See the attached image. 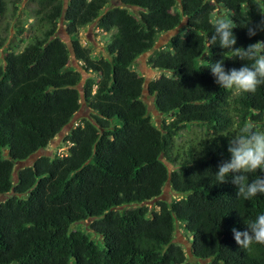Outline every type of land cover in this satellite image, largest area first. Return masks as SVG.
I'll return each instance as SVG.
<instances>
[{"label": "trees", "instance_id": "1", "mask_svg": "<svg viewBox=\"0 0 264 264\" xmlns=\"http://www.w3.org/2000/svg\"><path fill=\"white\" fill-rule=\"evenodd\" d=\"M21 1L0 0L4 32ZM118 1L129 8L111 0H28L30 42L2 54L0 36V264H264V244L240 246L232 232L264 212V195L245 201L230 179L213 184L204 175L229 158L228 141L240 127L264 129V85L234 93L207 68L221 59L226 68L244 63L209 39L213 14L223 8L235 47H247L264 41V31L249 37L245 27L264 21V0ZM60 21L68 36L96 23L108 35L107 54L93 59L77 40L69 49L57 33ZM180 25L184 35L146 57L160 72L147 84L154 108L172 117L159 129L143 100L145 78L132 68ZM71 54L77 67H69ZM83 72L94 78L80 92ZM82 99L89 113L65 135L67 154H47ZM188 126L208 132L173 154ZM39 151L45 154L15 172ZM167 183L170 201L159 199ZM80 223L85 230L72 229ZM177 224L188 247L173 240Z\"/></svg>", "mask_w": 264, "mask_h": 264}, {"label": "clouds", "instance_id": "2", "mask_svg": "<svg viewBox=\"0 0 264 264\" xmlns=\"http://www.w3.org/2000/svg\"><path fill=\"white\" fill-rule=\"evenodd\" d=\"M233 23L228 18L217 19L209 39L244 63L239 68H226L221 59L211 62L207 68L220 88L234 93L255 92L257 87L264 85V41L235 47L237 37L233 32ZM245 27H248V35L252 37L257 29L264 31V21L255 27L248 24ZM227 151L229 158L218 165L217 171H207L204 175L211 177L213 184H222L230 179L237 188V198L245 201L264 195V129L258 130L253 122L243 125L230 137ZM209 172L210 175H206ZM251 174H255V178H250ZM245 224L244 231L232 229L236 242L244 247L253 243L264 244V212L250 221L245 220Z\"/></svg>", "mask_w": 264, "mask_h": 264}, {"label": "rangeland", "instance_id": "3", "mask_svg": "<svg viewBox=\"0 0 264 264\" xmlns=\"http://www.w3.org/2000/svg\"><path fill=\"white\" fill-rule=\"evenodd\" d=\"M118 4V0H111V6ZM18 12L14 15V18L11 19L8 32H4L2 28H0V36L6 37V45L2 49L1 53L9 52L12 50L13 52L17 53L21 51L29 42L31 37V25L33 23L32 19V6L28 4V0H22L21 3L18 5ZM9 10H7L8 15L10 14V11L12 9L11 6L8 7ZM136 14V11H134ZM228 18L226 15V12L223 10V8L219 7L213 14V20L216 22L219 18ZM5 22V20H4ZM22 27L23 32L21 34L18 33V28ZM185 27L183 25H180L178 28H176L172 33L180 35L185 34ZM58 35L61 37V39L67 44L69 49H71V41L77 40L82 46H86L90 48L91 51V57L93 59H99L102 56H105L106 53V46L108 42V35L104 34L102 31H100L96 27V23L81 29L76 35L74 36H68L66 34L65 28L62 25V21L59 22L58 25ZM172 35L169 33L163 34L157 41V48L163 47L168 42L169 38ZM74 66L77 67L78 64L75 61L73 55L71 54L70 57V63L69 67ZM134 71L137 72V74L142 75L145 79L148 81L152 79H156L160 72L152 71L149 66L146 63V57H141L136 62V65L132 68ZM88 77L94 78L92 74H86L83 72V80L79 86V89L82 92L81 87L83 86L85 80ZM83 96V95H82ZM143 100L145 104L147 105L148 114L151 117L152 124L156 126L157 128H162L163 123L169 122L172 117L168 115H162L159 114L155 108H154V99L146 92H143ZM82 102L84 103V100L82 99ZM151 106V108H149ZM153 107V108H152ZM89 111L84 107L81 108L79 113L76 115L74 122L72 123L71 127L65 128L59 135H57L51 143L48 145V147L45 149L47 154L54 155L57 154L59 156H64L67 154V150L69 148V144L64 141V137L67 134V132L72 128L75 122H78L83 116H87ZM207 133L208 130L206 128L200 129L196 126H188L184 131H182L178 137L174 141V150L173 154H181L186 147H188L189 144L194 143L193 140L197 139L198 136L201 135V133ZM45 154V153H44ZM166 165L170 170H172L173 166L164 158L163 159ZM17 172V171H16ZM174 196V194L171 192L170 187L168 186L167 189H164L163 194L159 197V199H165L167 201H170L171 198ZM156 201H151L149 203H146V206L149 209L156 208L155 206ZM123 210V208L121 209ZM87 223H80L75 224L72 226L73 230H85ZM174 242L180 243L183 247H188V235L184 231L183 226L179 228V225L177 224V232H175V235L173 237Z\"/></svg>", "mask_w": 264, "mask_h": 264}, {"label": "water", "instance_id": "4", "mask_svg": "<svg viewBox=\"0 0 264 264\" xmlns=\"http://www.w3.org/2000/svg\"><path fill=\"white\" fill-rule=\"evenodd\" d=\"M65 2H66V0H65ZM117 6H122V7H126V8H129V7H127V6H125V5H123V4H121L119 1H118V4H116ZM173 31H171V32H169V34H171V35H173V33H172ZM156 48H157V44L155 45V47L152 49V50H150L149 52H147L146 54H144L142 57H148L149 55H151L152 53H153V51L154 50H156ZM148 80L147 79H145V88H144V92H146V93H148V91H147V84H148ZM78 89H79V87H78ZM79 91L81 92V90L79 89ZM149 94V93H148ZM84 105V103L82 102V106ZM149 108H151V106H149ZM153 108V107H152ZM77 116H75L73 119H72V121L70 122V124L66 127V128H69V127H71V125H72V123L74 122V120H75V118H76ZM44 154V152H42V151H39V152H37V153H35L34 155H32V156H30L27 160H25V161H21V162H18L17 163V165H16V167H15V172L16 171H18V170H20V169H22V168H24V167H29V166H31L32 165V163L39 157V156H41V155H43ZM168 186H169V183H167L166 185H165V188L164 189H167L168 188ZM176 232H177V225H176Z\"/></svg>", "mask_w": 264, "mask_h": 264}]
</instances>
